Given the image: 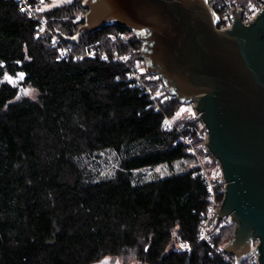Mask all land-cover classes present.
Listing matches in <instances>:
<instances>
[{"label": "trees", "instance_id": "16d2710c", "mask_svg": "<svg viewBox=\"0 0 264 264\" xmlns=\"http://www.w3.org/2000/svg\"><path fill=\"white\" fill-rule=\"evenodd\" d=\"M85 1L60 0L41 15L84 55L74 60L14 0H0V264H233L224 249L235 227L220 230L213 247L198 239L209 202L191 169L134 183L135 171L193 159L181 134L165 129L181 104L172 97L156 111L130 86L115 54L134 64L142 42L126 27L65 40L86 24ZM92 50L106 59L85 56ZM192 127L184 134L198 140ZM107 150L119 167L95 180L84 158ZM181 242L191 252L177 251Z\"/></svg>", "mask_w": 264, "mask_h": 264}, {"label": "water", "instance_id": "95a60500", "mask_svg": "<svg viewBox=\"0 0 264 264\" xmlns=\"http://www.w3.org/2000/svg\"><path fill=\"white\" fill-rule=\"evenodd\" d=\"M84 6L86 24L65 40L79 42L84 32L112 24L139 38L147 71L205 125L206 145L226 182L215 223L230 216L235 224L225 253L235 264L256 253L264 264V9L248 26L242 10H232L233 26L220 31L208 0H86Z\"/></svg>", "mask_w": 264, "mask_h": 264}, {"label": "built area", "instance_id": "2783aa9c", "mask_svg": "<svg viewBox=\"0 0 264 264\" xmlns=\"http://www.w3.org/2000/svg\"><path fill=\"white\" fill-rule=\"evenodd\" d=\"M19 10L26 14L29 18L36 21L39 27V34L48 33L51 35L54 45L61 50V58L72 56L74 60L82 58L84 55L74 54L72 49L65 45V41L59 36V34L53 32L48 23L41 17L42 12L48 6L57 4L60 0H14ZM210 6L214 9L218 16L217 27L220 31L230 29L233 26L232 23V10L235 12L240 8L241 21L244 25L248 26L251 20L256 19L264 9L263 0H253L250 2H242L238 0H208ZM85 15H81L79 20H82ZM141 52V50H140ZM99 55L101 59L105 60L107 53L96 52L95 50L86 52L85 56L94 57ZM115 57L120 62L126 65L130 72L128 75V82L132 88H136L144 92L149 96L152 107L156 111L161 110V106L166 102L170 101L173 95L167 92V88L163 80L159 75L150 74L146 67L145 72L140 67H137L132 63H129V56H119L115 54ZM141 57V56H140ZM140 59V58H139ZM141 60V59H140ZM193 107V106H192ZM198 124V128H191L197 134V139L195 140L190 135L184 134L188 126ZM165 129L176 130L181 134V141L187 147L190 154L193 156L192 161L194 162L191 170V176L193 178L200 177L206 185L208 192V202L209 208L205 214L202 215V221L199 227L198 239L208 244L209 246H214V241L217 239L218 233L223 228L234 227V221L230 216L225 217L223 220L219 221L218 224L215 220L219 214V209L222 204L226 182L224 180L220 164L215 161L209 152L206 145L208 138V133L205 128L204 123L198 117L196 111L182 120L176 121V119H168ZM218 166L219 171L215 172L213 176L209 174L210 169ZM254 246L258 245V241L254 242ZM222 248H218L217 252H221ZM177 251L191 252V246L188 243L181 242ZM227 260H230L226 256ZM248 260L253 264H259L258 256L256 253L251 255ZM235 264V261H233Z\"/></svg>", "mask_w": 264, "mask_h": 264}, {"label": "rangeland", "instance_id": "374dc122", "mask_svg": "<svg viewBox=\"0 0 264 264\" xmlns=\"http://www.w3.org/2000/svg\"><path fill=\"white\" fill-rule=\"evenodd\" d=\"M136 59V58H134ZM137 67H140L145 72L144 63L140 59L135 62ZM30 93L34 94L33 90H28L27 92L23 93ZM194 109L192 105L188 104H181L180 110L177 113L176 121L182 120L186 116L192 114ZM84 164L88 168V170L93 174L95 180H103V179H110L114 177L116 171L119 167L118 158L115 152L111 150H107L104 152L96 153L90 157L84 158ZM194 165L192 160L186 161H178L175 162L172 166H158L156 168H146L142 170L135 171L133 173V181L135 184L138 183H147L154 180H159L163 178L170 177L175 173H184L190 170ZM220 167V166H219ZM218 166L210 169L209 174L211 176L214 175L215 172H218Z\"/></svg>", "mask_w": 264, "mask_h": 264}]
</instances>
